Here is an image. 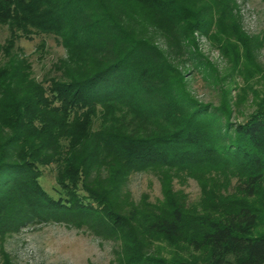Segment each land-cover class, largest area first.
<instances>
[{
	"label": "trees",
	"instance_id": "16d2710c",
	"mask_svg": "<svg viewBox=\"0 0 264 264\" xmlns=\"http://www.w3.org/2000/svg\"><path fill=\"white\" fill-rule=\"evenodd\" d=\"M200 1L0 0V24L9 31L0 62V239L53 218L118 234L126 264H191L145 254L158 237L205 251V264H264V233H253L264 217V113L231 124L224 107L197 103L160 49L123 19L142 10L159 26L184 22L190 31L217 27L238 36L233 0ZM123 2L131 14L121 11ZM35 35L56 36L67 48L54 64L60 74L33 75L17 44ZM147 100L155 104L144 112ZM126 104L143 124L125 126ZM52 164L67 193L57 199L40 183L42 166ZM147 168L164 171L163 199L120 204L129 176ZM207 170L223 184L203 185L200 207L174 190L173 174Z\"/></svg>",
	"mask_w": 264,
	"mask_h": 264
},
{
	"label": "rangeland",
	"instance_id": "374dc122",
	"mask_svg": "<svg viewBox=\"0 0 264 264\" xmlns=\"http://www.w3.org/2000/svg\"><path fill=\"white\" fill-rule=\"evenodd\" d=\"M233 1L241 26L238 36L228 37L218 32L217 27L207 32L203 29L190 31L184 22L159 26L152 14L142 10L137 12L138 18L123 15V19L136 38L146 39L160 49L164 60L171 65V73L181 75L184 88L193 100L207 106L210 111L224 107L229 112L228 121L236 124L246 121L256 112L264 113V0ZM123 3H118L121 11L131 14L129 3ZM8 35L7 26L0 24V62L5 59L2 47ZM17 47L29 58L33 75L39 80L60 74L54 64L61 58H67L68 54L65 45L53 35L22 38ZM154 104L145 101L143 111ZM119 105L115 102L114 108ZM130 107L134 109L133 105H125L124 123L131 129L143 124V119L128 111ZM117 114L120 115L119 112ZM219 121L225 124L226 119L222 117ZM56 172L55 164L42 166L40 183L50 196L57 199L67 193L58 184ZM163 173V170L153 168L132 173L123 185L121 199L117 200L122 205L125 201L128 208L129 201L139 204L146 199L157 203L164 197ZM198 174L180 173V177L173 174L172 186L176 191H183L189 204L200 207L204 197L203 185L208 183L210 188L214 184L222 185L223 177L212 170ZM235 182L236 178H233L232 184ZM77 195L85 202L91 201L83 190ZM122 210L125 211L124 208ZM253 233H264V217ZM184 246L158 237L147 242L143 251L165 260L186 259L191 264H205L208 259L205 251ZM125 257V241L121 236L100 225L91 226L77 221L33 220L12 229L0 239V264H126Z\"/></svg>",
	"mask_w": 264,
	"mask_h": 264
}]
</instances>
